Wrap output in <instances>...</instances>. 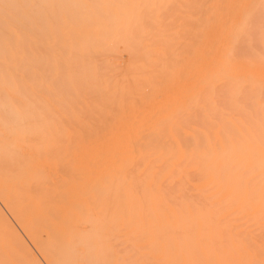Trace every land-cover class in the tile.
<instances>
[{
  "label": "bare ground",
  "instance_id": "1",
  "mask_svg": "<svg viewBox=\"0 0 264 264\" xmlns=\"http://www.w3.org/2000/svg\"><path fill=\"white\" fill-rule=\"evenodd\" d=\"M0 264H264V0H0Z\"/></svg>",
  "mask_w": 264,
  "mask_h": 264
}]
</instances>
